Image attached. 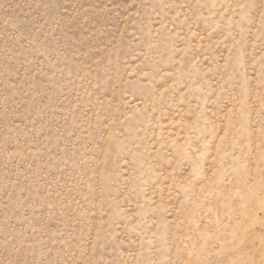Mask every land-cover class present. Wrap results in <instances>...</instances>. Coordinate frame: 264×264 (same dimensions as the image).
<instances>
[{
    "label": "rangeland",
    "instance_id": "rangeland-1",
    "mask_svg": "<svg viewBox=\"0 0 264 264\" xmlns=\"http://www.w3.org/2000/svg\"><path fill=\"white\" fill-rule=\"evenodd\" d=\"M0 264H264V0H0Z\"/></svg>",
    "mask_w": 264,
    "mask_h": 264
}]
</instances>
